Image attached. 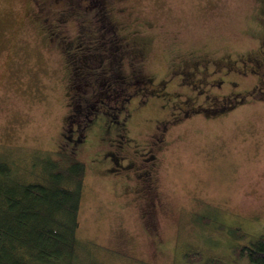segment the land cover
I'll return each instance as SVG.
<instances>
[{"label":"rangeland","instance_id":"rangeland-1","mask_svg":"<svg viewBox=\"0 0 264 264\" xmlns=\"http://www.w3.org/2000/svg\"><path fill=\"white\" fill-rule=\"evenodd\" d=\"M40 1L0 0V160L28 167L61 148L86 165L78 236L88 243L75 259L248 264L236 249L264 233V0H102L115 32L92 9L79 20L77 3L62 22L49 6L50 27ZM116 35L141 52L150 82L72 148L63 46L106 50Z\"/></svg>","mask_w":264,"mask_h":264},{"label":"trees","instance_id":"trees-1","mask_svg":"<svg viewBox=\"0 0 264 264\" xmlns=\"http://www.w3.org/2000/svg\"><path fill=\"white\" fill-rule=\"evenodd\" d=\"M54 3L56 8L63 6ZM73 3L82 7L77 0ZM37 5L40 6L41 2ZM81 9L78 19L81 17L83 21H89L90 9L97 11L101 18L104 13L106 15L102 0L98 6H92L90 1L88 8ZM111 50V45L104 50L107 58ZM136 70L141 74L139 65ZM142 77L143 80L150 79ZM149 82L140 81L139 85L144 88ZM89 104L93 105V101L90 100ZM98 105L108 106L102 102ZM104 108L106 112L112 110ZM70 146L74 148L75 144ZM63 151L69 150L57 148V156L52 152L53 158L45 155L37 164L33 162L28 167L0 160V264H81L75 257L88 243L78 236L86 165L73 157V153ZM206 221V217L201 218L202 223ZM236 250L238 257H245L248 264H264V233L250 243L239 245ZM186 256L194 260L198 253L188 252Z\"/></svg>","mask_w":264,"mask_h":264},{"label":"flooded vegetation","instance_id":"flooded-vegetation-1","mask_svg":"<svg viewBox=\"0 0 264 264\" xmlns=\"http://www.w3.org/2000/svg\"><path fill=\"white\" fill-rule=\"evenodd\" d=\"M53 1L63 4V6H57L59 7L57 10L56 4ZM73 1L75 0H41L39 11L43 15L45 23L52 27L51 24L53 23L51 20H56V18L51 17L52 14L49 6H52L55 10H57L56 13L59 15V17H57V21L62 22L65 21L64 19L67 17L68 9L66 8H69ZM77 1L82 4L83 9H86L88 8V4L91 0ZM96 1L100 2V0ZM104 12H106L105 8ZM108 18L105 13L101 18L105 30L107 29L112 32H115V30L117 31L115 21ZM84 34L86 39L91 37L86 32H84ZM96 34L103 37L102 28L100 29V27H98ZM52 37L53 39H58L60 35L58 32H53ZM126 39L127 37L125 35H116L112 38L110 41L112 50L109 58L106 57L107 54L103 49H99L96 45L92 46L93 40L89 42V45L88 43L85 44L84 47L78 44L73 47H68L69 45L63 46L62 51L67 53L70 58L68 61L71 72L69 88L73 95L72 108H70V112L66 116L67 130L64 133V138L66 139L65 141L72 142L76 147L83 140V131L81 130L88 125V129L92 128V124L99 119L101 114L108 113L105 111L104 107H109V105L101 107L98 105L99 102L106 104V99L114 98V103H118L121 100L126 99L125 96H127L126 100H129L128 98L134 94L131 93L133 89L141 86L139 85L140 81H144V83L150 81V79L143 80L142 74L136 70V67H138L142 60L141 52L139 50L131 49V44ZM50 41L51 44L49 47L54 50L52 39ZM75 46H77L76 49ZM72 49H74V51H72ZM123 59H128V62L130 63L129 66L131 67L129 71L123 69ZM105 72L107 74L109 73V75H103ZM130 78L134 79L130 80ZM140 78H142V80ZM135 84L137 86H135ZM83 95L88 96L83 97ZM90 100L93 101V105L89 104ZM113 107L114 108H109L112 110H121L123 104L121 102L119 105H113ZM109 123H111L110 120H102L99 129L106 130V128L110 127Z\"/></svg>","mask_w":264,"mask_h":264}]
</instances>
